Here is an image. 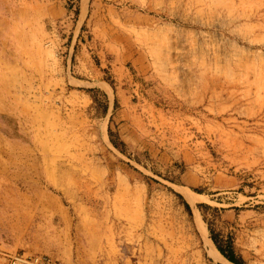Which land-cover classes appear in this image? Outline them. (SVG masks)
Here are the masks:
<instances>
[{
	"label": "rangeland",
	"instance_id": "rangeland-1",
	"mask_svg": "<svg viewBox=\"0 0 264 264\" xmlns=\"http://www.w3.org/2000/svg\"><path fill=\"white\" fill-rule=\"evenodd\" d=\"M213 238L264 264V0H0V264H234Z\"/></svg>",
	"mask_w": 264,
	"mask_h": 264
},
{
	"label": "built area",
	"instance_id": "built-area-1",
	"mask_svg": "<svg viewBox=\"0 0 264 264\" xmlns=\"http://www.w3.org/2000/svg\"><path fill=\"white\" fill-rule=\"evenodd\" d=\"M3 264H66L46 253L19 251L7 254Z\"/></svg>",
	"mask_w": 264,
	"mask_h": 264
},
{
	"label": "trees",
	"instance_id": "trees-1",
	"mask_svg": "<svg viewBox=\"0 0 264 264\" xmlns=\"http://www.w3.org/2000/svg\"><path fill=\"white\" fill-rule=\"evenodd\" d=\"M214 243L216 244V247L218 249V251L230 262L234 263V264H242L241 261L236 258V256L234 255V252L231 248V246H228L227 249L222 248V246H220L217 243V240L215 238H213Z\"/></svg>",
	"mask_w": 264,
	"mask_h": 264
},
{
	"label": "bare ground",
	"instance_id": "bare-ground-1",
	"mask_svg": "<svg viewBox=\"0 0 264 264\" xmlns=\"http://www.w3.org/2000/svg\"><path fill=\"white\" fill-rule=\"evenodd\" d=\"M184 196H185L186 200L188 201V203L191 205H194L196 202H199L203 199L200 195L193 194V192L192 193H184Z\"/></svg>",
	"mask_w": 264,
	"mask_h": 264
}]
</instances>
